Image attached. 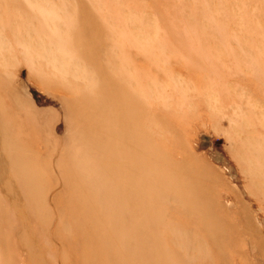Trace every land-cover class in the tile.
Segmentation results:
<instances>
[{
	"label": "rangeland",
	"instance_id": "obj_1",
	"mask_svg": "<svg viewBox=\"0 0 264 264\" xmlns=\"http://www.w3.org/2000/svg\"><path fill=\"white\" fill-rule=\"evenodd\" d=\"M0 264H264V0H0Z\"/></svg>",
	"mask_w": 264,
	"mask_h": 264
},
{
	"label": "bare ground",
	"instance_id": "obj_2",
	"mask_svg": "<svg viewBox=\"0 0 264 264\" xmlns=\"http://www.w3.org/2000/svg\"><path fill=\"white\" fill-rule=\"evenodd\" d=\"M117 87L119 88L120 86L117 84Z\"/></svg>",
	"mask_w": 264,
	"mask_h": 264
}]
</instances>
